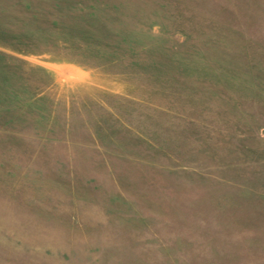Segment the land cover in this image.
Returning a JSON list of instances; mask_svg holds the SVG:
<instances>
[{
  "label": "rangeland",
  "instance_id": "1",
  "mask_svg": "<svg viewBox=\"0 0 264 264\" xmlns=\"http://www.w3.org/2000/svg\"><path fill=\"white\" fill-rule=\"evenodd\" d=\"M0 264H264V0H0Z\"/></svg>",
  "mask_w": 264,
  "mask_h": 264
},
{
  "label": "crops",
  "instance_id": "2",
  "mask_svg": "<svg viewBox=\"0 0 264 264\" xmlns=\"http://www.w3.org/2000/svg\"><path fill=\"white\" fill-rule=\"evenodd\" d=\"M19 57H21V56H19ZM22 58V57H21ZM23 58H24V60H25V57H24V55H23ZM26 61V60H25ZM32 65V67H31V70H34V71H39L41 68V66L38 64V61H36V59L31 63H29L28 65ZM24 67L26 68V66H25V63H24ZM28 69V68H27ZM26 70V69H25ZM40 73H41V71H39ZM57 78H59V76H57Z\"/></svg>",
  "mask_w": 264,
  "mask_h": 264
}]
</instances>
